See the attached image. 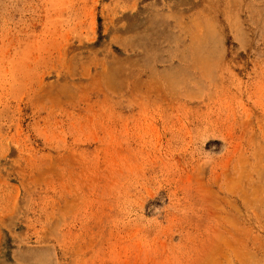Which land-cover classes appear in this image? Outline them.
<instances>
[{"label":"rangeland","instance_id":"rangeland-1","mask_svg":"<svg viewBox=\"0 0 264 264\" xmlns=\"http://www.w3.org/2000/svg\"><path fill=\"white\" fill-rule=\"evenodd\" d=\"M0 264H264V0H0Z\"/></svg>","mask_w":264,"mask_h":264}]
</instances>
